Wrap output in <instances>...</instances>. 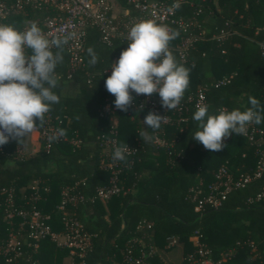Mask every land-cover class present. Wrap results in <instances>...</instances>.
I'll use <instances>...</instances> for the list:
<instances>
[{
  "label": "trees",
  "instance_id": "16d2710c",
  "mask_svg": "<svg viewBox=\"0 0 264 264\" xmlns=\"http://www.w3.org/2000/svg\"><path fill=\"white\" fill-rule=\"evenodd\" d=\"M160 1L170 4L173 0ZM186 1L176 13L195 26L190 25L182 32V39L191 35L200 37L187 49L182 62L191 69L190 84L183 99L197 87L205 86V104L209 105L210 114H216L221 108L244 111L250 107L249 96L264 106V0ZM118 3L126 11L119 19L127 21L136 16L123 1ZM52 14L51 9L27 11L10 16L7 24L19 30L29 21L37 23V19L43 21ZM99 37L96 27L86 26L82 66L67 78L68 55L64 50L63 62L55 70L59 81L53 91L60 102L53 105L49 113L66 116L61 129L67 136L76 133L81 144L74 147L57 142L47 151L41 144L31 155L27 154L30 144L25 155L16 153L23 142L29 143L27 136L22 143L10 140L1 146L0 251L9 228L3 219L1 191L12 190L16 205L22 206L31 194L30 182L38 180L39 187L47 188V192L42 193L35 206L50 215L52 229L61 232V218L69 215L92 235V248L84 258L85 264H125L123 251L131 245L134 249L139 246L148 249L149 238L155 252L147 257V264H166L159 252L164 249L166 237L171 235L179 238L182 264H190L188 257L195 252L192 242L195 231L201 234L209 258L214 262L264 264V199L248 202L264 191V173L243 188L228 192L217 209L204 206L200 212H194L190 199V189L201 181L204 190L213 181L214 172L225 162L234 177L252 173L257 162V147L246 138L232 134L224 141L226 147L222 151L205 149L192 139L199 129L198 122L192 119L196 109L191 105L182 112L186 120L161 125L156 131L143 124L147 112L133 113L132 117L119 112L118 145H139L132 164L119 176L126 192L105 203L77 202L67 205L63 212L56 210L63 188L93 195L109 179V173L98 167L101 152L96 143L97 136L107 134L109 119L99 117L98 110L104 100L115 98L106 90L104 81L111 74V64L118 60L129 41L114 38L108 46H103ZM180 38L181 33L169 46L175 47ZM90 46L98 55L94 66L88 64ZM224 77H228L229 82L215 88L214 84ZM255 126L264 132V120ZM154 135L174 143L173 147L156 148ZM260 148L264 149V141ZM139 223L151 228H138ZM21 244L22 254L11 264H62L69 256L67 249L49 240L41 241L35 251L27 248L25 242ZM0 264H4L1 253Z\"/></svg>",
  "mask_w": 264,
  "mask_h": 264
},
{
  "label": "built area",
  "instance_id": "2783aa9c",
  "mask_svg": "<svg viewBox=\"0 0 264 264\" xmlns=\"http://www.w3.org/2000/svg\"><path fill=\"white\" fill-rule=\"evenodd\" d=\"M119 1V0H115ZM131 11L136 13V16L129 18L127 21H122L113 16V1L112 0H0V24H7V19L12 15L26 14L27 11H40L42 9H51L53 14L47 16L43 21L36 24L41 28L42 32L49 38L62 37L69 33L74 34L73 39L64 46V50L68 55V70L67 78H70L72 73L82 66L84 54V40L86 26H94L99 31V42L103 46H108L111 40L118 38L128 41V32L134 24L142 20H153L158 24L167 25L181 33V38L175 47L169 46L173 51L177 61L182 64L186 59L187 49L196 41L200 35H191L182 39V32H186L190 25L195 26L194 22L187 20L182 15H177L176 11H170L173 0L167 4L160 0H121ZM180 4L186 3V0H179ZM199 12V11H198ZM126 14V13H125ZM31 22L19 30H26ZM111 73V70L109 71ZM229 82L228 77H224L214 84L215 88L225 85ZM205 86H199L195 91L189 92L185 99L181 101L177 109L167 111L162 107L158 94L152 96L136 95L134 103L126 112L132 117L133 113H144L152 111L156 114L166 117L161 125L167 126L172 123L182 122L186 120L182 117V112L187 110V106L191 105L196 109L198 104H205ZM114 100H104L98 110V116L109 119V129L107 134L97 136L96 143L100 149V157L98 162L99 169L109 173V179L106 185L98 187L93 195H84L79 192H73L72 188H63L61 190V200L56 206L58 212H63L67 205L77 202H94L98 200L102 203L108 201L111 197L122 192L123 187L120 185L121 171L132 164V157L139 151V145L129 146L134 150L127 157V162L113 160V152L117 143L118 135V120L117 114L120 111L115 108ZM141 105L143 106L141 108ZM225 109V108H221ZM219 109V110H221ZM66 116L48 113L45 116L43 126H39L30 134L27 135L31 145V153H36L40 145L43 144L47 151L52 144L57 142H65L71 146L77 147L82 140L76 133L70 136L58 137L55 141L49 142L48 137L58 135V130L62 128ZM242 137L257 147L256 167L252 173L240 174L237 177L232 175L227 163L221 164L213 174V181L202 189L201 181L190 189V199L194 203V212H200L204 206H210L213 209L220 207L221 201L226 194L232 189L243 188L253 179L259 178L264 173V149L260 148L264 141V132L255 126L254 123L247 126V132ZM226 140V139H225ZM224 140V141H225ZM153 144L156 148H172L174 143L166 141L159 135H154ZM1 150V146H0ZM18 155H25V144L16 148ZM84 185L85 180H81ZM31 194L22 206L16 205L15 194L12 190H2L3 195L2 213L3 219L9 225L7 238L1 247V256L4 258V264H11L15 259L21 256V243L25 242L26 247L35 251L41 241L49 240L59 248H65L69 251L71 264H85L84 258L92 248V235L87 233L82 224L72 216L66 215L61 218L62 231L55 232L50 222V215L39 211L35 203L41 199V195L47 192V188H40L38 180H32L29 184ZM264 191L256 195L253 200H263ZM28 206V208H26ZM145 226L150 229V225L139 223L138 228ZM193 246L195 252L188 257L190 264H220L209 258V250L202 242V236L198 231L192 235ZM180 244L179 238L176 236H167L165 239L164 249H170ZM155 249L149 246L146 249L144 246H139L137 249L128 246L123 251V261L125 264H147V257L154 253Z\"/></svg>",
  "mask_w": 264,
  "mask_h": 264
},
{
  "label": "clouds",
  "instance_id": "9594fccd",
  "mask_svg": "<svg viewBox=\"0 0 264 264\" xmlns=\"http://www.w3.org/2000/svg\"><path fill=\"white\" fill-rule=\"evenodd\" d=\"M180 7L179 0H175L170 11ZM73 35L49 39L35 22L23 31L11 24H0V146L10 140L22 143L38 125L43 126L46 114L60 102L53 91L59 81L55 70L63 62L64 46ZM179 35L177 30L153 20L131 26L128 47L111 64V74L104 81L106 90L115 97L116 109L127 112L134 103L133 92L149 97L158 94L167 111L180 106L190 84L191 69L178 63L170 51V42ZM87 54L88 64L94 66L98 55L91 46ZM248 99L250 107L244 111L221 109L216 114L209 113V105L198 104L192 119L198 122L199 130L192 139L210 152H219L226 147L224 140L230 135H245L249 124L264 120V106L255 97ZM165 119V115L149 111L143 124L156 131ZM65 135V130L60 129L58 135L48 139L53 142ZM133 151L126 143L117 146L113 160L127 162Z\"/></svg>",
  "mask_w": 264,
  "mask_h": 264
},
{
  "label": "crops",
  "instance_id": "0c3cea01",
  "mask_svg": "<svg viewBox=\"0 0 264 264\" xmlns=\"http://www.w3.org/2000/svg\"><path fill=\"white\" fill-rule=\"evenodd\" d=\"M113 1V16L114 17H117V16H120L121 14H125L126 11L123 10L121 8V6L119 5V3L115 0H112ZM30 144V143H29ZM25 152H27V150L25 149ZM28 155H31L33 153H31V148H30V152L27 153ZM152 239L149 238V245L152 246V243H151ZM142 244H146L144 241L141 242ZM155 249V248H154ZM159 255L161 257V259L166 263V264H182V247L181 245H177V246H174L170 249H163V251H160L159 252ZM62 264H71V259L70 257H66L64 260H63V263Z\"/></svg>",
  "mask_w": 264,
  "mask_h": 264
},
{
  "label": "rangeland",
  "instance_id": "374dc122",
  "mask_svg": "<svg viewBox=\"0 0 264 264\" xmlns=\"http://www.w3.org/2000/svg\"><path fill=\"white\" fill-rule=\"evenodd\" d=\"M38 21H39V19H37V22H38ZM28 144H29L28 142H26V144H25V149H26V150H28V149H29V146H28Z\"/></svg>",
  "mask_w": 264,
  "mask_h": 264
}]
</instances>
